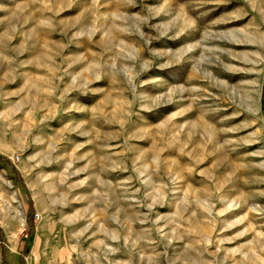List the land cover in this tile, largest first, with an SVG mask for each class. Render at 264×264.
Listing matches in <instances>:
<instances>
[{"label": "rangeland", "instance_id": "obj_1", "mask_svg": "<svg viewBox=\"0 0 264 264\" xmlns=\"http://www.w3.org/2000/svg\"><path fill=\"white\" fill-rule=\"evenodd\" d=\"M26 3L0 264H264V0H0V34Z\"/></svg>", "mask_w": 264, "mask_h": 264}, {"label": "bare ground", "instance_id": "obj_2", "mask_svg": "<svg viewBox=\"0 0 264 264\" xmlns=\"http://www.w3.org/2000/svg\"><path fill=\"white\" fill-rule=\"evenodd\" d=\"M26 6H28V3L26 4H17L16 7L8 10L10 11V13L6 16V18L3 19L4 21V26L6 28V30H4V32H1L0 34V42H6L9 33H11V31H13V29L16 28V24L17 22L20 20V18L22 17V10L23 8H26ZM183 16V14H182ZM28 17V16H27ZM185 18V17H183ZM25 20V19H24ZM32 32V31H31ZM30 32V33H31ZM11 36V35H10ZM5 44V43H4ZM244 55H242L243 57ZM244 58V57H243ZM93 67V66H92ZM88 69V68H87ZM108 96V95H107ZM104 101V99H103ZM106 101V100H105ZM101 104V103H100ZM114 115V114H113ZM117 115V114H115ZM207 126H210L209 124H206ZM212 129V128H211Z\"/></svg>", "mask_w": 264, "mask_h": 264}, {"label": "trees", "instance_id": "obj_3", "mask_svg": "<svg viewBox=\"0 0 264 264\" xmlns=\"http://www.w3.org/2000/svg\"><path fill=\"white\" fill-rule=\"evenodd\" d=\"M264 99V98H263ZM0 162L2 163L3 166L7 167V168H10V169H13L14 172H15V183L21 187V189H25V186L23 184V180L21 178V175L20 173L17 171V169L12 166V164L9 162V160L3 156V155H0ZM25 192H27V190L25 189ZM30 206L32 207V202L30 201Z\"/></svg>", "mask_w": 264, "mask_h": 264}]
</instances>
